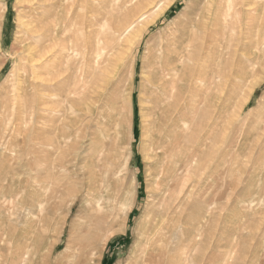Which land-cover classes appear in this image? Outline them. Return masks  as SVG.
Returning a JSON list of instances; mask_svg holds the SVG:
<instances>
[{"label": "rangeland", "instance_id": "obj_1", "mask_svg": "<svg viewBox=\"0 0 264 264\" xmlns=\"http://www.w3.org/2000/svg\"><path fill=\"white\" fill-rule=\"evenodd\" d=\"M159 3L163 4L161 15L142 19ZM193 4L194 0H0V264H146L143 253L147 257L151 251L153 259L159 254L165 257L163 264H264V123L258 122L257 116L264 110V57L260 59L264 51V2L254 0L244 14L249 20L245 26H254L251 45L247 39L237 38L238 34L231 41L220 38L211 56L207 39L202 41L201 37L196 40L200 43L195 41L192 46L196 50L190 47L186 51L184 69L181 67L177 77H183L178 83L185 88L180 95L181 107L178 105L181 115L173 116L176 122H170L174 126L169 127L173 131L157 128V115L147 109L151 105L149 94L154 96L149 87L148 53L159 46L162 31L176 29L177 23L190 16ZM201 13L206 17L211 14ZM135 20L137 27L148 26L150 31L144 33L140 45L130 42L133 73L126 72L118 100L113 103L109 99L117 93L115 81L126 67L124 54L113 57L110 70L106 65L98 70L93 64L87 76L84 49L61 51L59 47L66 42L67 46L80 48L87 37L96 41L100 32L111 38L117 27ZM68 23L71 24L67 26ZM207 23L206 18L203 25ZM213 26L211 29H226ZM193 28L206 30L202 25ZM254 62V76L261 82L248 104L246 82L253 78L249 68ZM194 64L203 66V74L190 85L184 73L189 72L191 77ZM81 67L84 70L79 71ZM67 68H73L75 75L67 76ZM102 73L112 83V91L109 89L105 99L98 100L97 89L105 87L98 78ZM128 78L137 85L133 99L127 91ZM88 79H93L96 90L88 87ZM174 104H170L171 108L176 109ZM87 107H91L90 113ZM250 111L255 112L254 116ZM168 134L172 142L175 136L176 147L166 153ZM118 138L124 139L125 153L132 149L137 153L124 185V173L116 176L111 172L119 152L124 151L123 147L116 151ZM196 141L204 150L199 151L196 178L189 179L183 187L180 199L185 201L176 207L173 221L164 231L167 236L160 239L161 243L150 244L152 232H142L140 227L148 211L162 208L150 193L158 187L156 180L166 163L173 161L172 154L180 148L179 143L185 150H192ZM103 142L108 146L107 157L99 161L92 155ZM75 150L83 156L78 165L94 168L95 174L89 182L91 190H85L73 204L76 192L67 188L73 181L74 164L69 159ZM59 156L63 157L61 165L57 164ZM181 179L175 196L185 181ZM128 209H132L130 215ZM162 244L164 248L159 250ZM135 257L139 262L133 261Z\"/></svg>", "mask_w": 264, "mask_h": 264}, {"label": "bare ground", "instance_id": "obj_2", "mask_svg": "<svg viewBox=\"0 0 264 264\" xmlns=\"http://www.w3.org/2000/svg\"><path fill=\"white\" fill-rule=\"evenodd\" d=\"M3 1V0H2ZM69 1V0H68ZM162 1V0H161ZM259 1H263L264 0H256V3H259ZM174 2V1H173ZM5 3V2H4ZM40 3V2H39ZM171 3V2H170ZM43 4V3H42ZM254 4V0H194V6L192 8H189L191 9L189 12H190V16L188 18H184V20H182L181 22H178L177 23V27L176 29H169L167 30V32H161L163 33L162 35V40L161 42H159V46L157 47L156 45V49H153L150 51V53H148L150 55V60L148 62V65H147V71L149 72V87L151 89V92L154 93V96H150L149 94V100L151 101V105L147 108L149 113H152L154 112L158 117L157 120H158V124H157V128H162L163 130H167L170 131L172 129H169L171 123L170 122H173L172 119L174 118L173 116H175L176 113H180L179 109H178V105H180V95L181 93L184 91L183 87H181L179 85V80H183V77H178V73L180 72L181 70V67L183 66V62L185 61L184 57L186 56L185 53L186 51L190 48V47H194V43L196 40L200 39L201 37H203L205 39H207V42H208V45H207V48H208V54H209V50H211V56L214 54L213 52L215 51V47L217 46L215 43H217L220 38L223 40H234V38H236L235 36L238 34L240 37V40H243V39H247L248 43L251 45V39L252 38V34H253V29H254V26H252L251 24L249 26H245V25H248V21H246V19H248V16H245L244 17V14L247 13V9L249 6L253 5ZM163 4H157L153 7V9L151 10L150 13H147L142 19L148 17L149 15H161L160 13H163L161 9ZM166 5H169V3L167 4L166 2ZM171 5V4H170ZM262 3L260 4V7H261ZM173 6V5H172ZM188 7V6H186ZM166 9V7H164ZM162 8V9H164ZM185 9V7H184ZM252 10V9H251ZM255 10V9H253ZM259 10V9H257ZM161 11V12H160ZM204 11H210L211 14L210 15H207V17L205 15H203L201 12H204ZM182 13V11H181ZM184 13V12H183ZM187 14V13H185ZM184 14V15H185ZM183 15V14H182ZM189 15V14H188ZM152 17H155V16H152ZM66 18V17H65ZM99 18V17H98ZM183 18V17H182ZM208 19V23L206 25H203V22L205 21V19ZM263 18V17H262ZM261 18V19H262ZM69 19V18H68ZM67 18L65 20H68ZM140 20V19H139ZM64 21V20H63ZM93 21V20H92ZM106 21L108 22V19H106ZM150 21V20H149ZM149 21H147L149 23ZM152 21V20H151ZM176 21V20H175ZM174 21V22H175ZM67 23V21H64V23ZM153 22V21H152ZM173 22V23H174ZM177 22V21H176ZM72 23V21H71ZM71 23H68L67 26H69ZM90 23V22H89ZM95 23V22H94ZM106 22H104L103 24H105ZM147 23V25H148ZM260 23V21H259ZM137 24H138V21L135 20V21H132L130 22L129 24H127L124 28L122 27H117V30L114 31V35L113 37L111 38H106L104 36V34L102 32H100L99 34V37L96 41H91L88 39V37L86 38V42L80 47V48H76L75 46H67L66 45V42H63V44L61 43L60 45V50L61 51H64V50H69V49H73L74 51H81V48L84 49L82 50V54H83V63H84V67L86 66L87 64V67L86 68H89L87 69V76L90 74L89 72H92L93 70V64L96 65V68L99 70V68L103 65H106V67H108V70H110L111 68H109V65H113V57L115 55H122V53L124 54L123 56H125V58L123 59V63L126 64V67L123 69L125 70L123 73L121 72L119 78L117 76V80L115 81V87H116V90H117V93H115V96L114 97H111L109 99V101L111 102H116L118 100V92L120 90V88L123 86L125 80H126V77H127V73L130 72L133 73V59H132V52H133V45L130 44V42H136L138 43V45H140L143 41V36H144V33L145 32H148L150 31V27L147 26V28L145 29H141L140 27H137ZM146 24V22L144 23ZM152 24V23H151ZM154 24H157V21L156 23ZM205 24V23H204ZM256 24V23H255ZM199 25L201 26H205L206 27V30H202L200 31L198 28L197 30H194L193 27L195 26H198ZM214 25V26H219L220 29H221V26L225 27L226 29H224V31L221 29H216L215 30L214 28L211 29V26ZM257 25V24H256ZM255 25V26H256ZM72 26V25H71ZM88 26V25H87ZM90 26H93V24L91 23ZM113 26V24H112ZM110 26V28L112 27ZM146 26V25H145ZM213 26V27H214ZM96 27V25H95ZM98 27V25H97ZM143 27V26H142ZM261 27V26H260ZM67 28V27H66ZM65 28V29H66ZM102 28V27H101ZM109 28V30H110ZM113 28V27H112ZM115 29V28H114ZM95 30V28H94ZM102 30V29H101ZM104 30V29H103ZM113 30V29H112ZM257 30V29H256ZM260 30V28L258 29V31ZM66 31V30H65ZM73 31V30H72ZM64 31H59V33H63ZM113 32V31H112ZM55 33V31H54ZM160 33V34H161ZM91 34V33H90ZM55 35V34H54ZM93 35V34H91ZM89 35V36H91ZM53 37V36H52ZM55 37V36H54ZM92 37V36H91ZM90 38V37H89ZM160 38V37H159ZM60 39V38H59ZM64 39V38H63ZM93 39V38H92ZM161 39V38H160ZM264 39V38H263ZM201 41V42H202ZM206 41V40H205ZM264 41V40H263ZM198 43H200L199 41H196ZM224 42V41H223ZM226 42V41H225ZM257 42V41H256ZM255 42V43H256ZM261 42V40H260ZM206 43V42H204ZM203 43V45H204ZM259 43V42H258ZM264 43V42H263ZM145 44V43H144ZM219 44V43H218ZM77 45V44H76ZM198 45V44H197ZM202 45V46H203ZM127 46V47H126ZM201 46V47H202ZM256 46V45H255ZM260 46V44H259ZM258 46V47H259ZM136 47V46H135ZM192 47V48H193ZM197 47V46H195ZM204 47V46H203ZM138 48V47H137ZM136 48V49H137ZM144 48V47H143ZM199 48V47H198ZM224 48H227V46H225ZM125 49H127V51L125 52ZM135 49V48H134ZM195 49V48H193ZM197 49V48H196ZM195 49V50H196ZM70 51V50H69ZM146 51H147V48H146ZM194 51V50H193ZM149 52V51H148ZM80 53V52H79ZM192 53V52H191ZM196 53V52H195ZM193 52V54H195ZM262 53V52H260ZM188 54V53H187ZM198 54V52H197ZM195 54V56L197 55ZM201 54V52H200ZM190 56V55H189ZM195 56L194 59H195ZM200 56V55H199ZM198 56V57H199ZM262 57H264V51H263V54L262 56L260 57V59H262ZM118 58H116L117 60ZM193 59V58H191ZM190 59V60H191ZM199 59V58H198ZM196 59V60H198ZM115 60V59H114ZM188 60V58H187ZM213 60V59H212ZM121 61V60H120ZM119 61V62H120ZM194 61V60H193ZM192 61V62H193ZM258 61L260 62L259 60H255V62ZM197 62V61H196ZM255 62L254 64H252L251 68L250 69V73L251 74V77L253 76V78L249 80V82L247 83L246 82V85L248 86V95H247V101L245 103L248 102V104L250 103L251 99L254 97V93H255V89L256 87L259 85V83L261 82L258 78H255V68H256V65H255ZM256 62V63H258ZM185 64V62H184ZM201 64V63H200ZM200 64L196 65L194 64L195 68L194 69V72H192V75L191 77L188 75L189 72H185L184 74H187L188 76V79H189V84L191 85L192 83L195 84V82L198 80L201 79L202 77V74H203V66H201ZM212 64V63H211ZM260 64V63H259ZM264 64V63H263ZM117 65H119L117 63ZM187 65V64H186ZM192 64L190 63V66ZM214 65V64H213ZM261 65V64H260ZM116 66V64H115ZM122 66V65H121ZM189 67V65H187ZM186 66V67H187ZM212 66V65H211ZM258 66V65H257ZM84 67H81L79 68V71L81 70H84ZM114 67V66H113ZM263 67V66H262ZM115 69V68H114ZM113 69V70H114ZM184 69V67H182V70ZM206 69V68H205ZM106 70V71H108ZM112 70V71H113ZM190 70V69H189ZM192 70V69H191ZM211 70V69H210ZM258 70V68H257ZM261 70V68H260ZM68 71V74L67 76L71 77L75 70L73 68H67ZM95 71V69H94ZM97 71V70H96ZM115 71V70H114ZM209 71V70H208ZM249 71V70H248ZM70 72V73H69ZM127 72V73H126ZM183 72V71H182ZM95 73H98L95 72ZM101 73V72H100ZM104 74L106 72H103ZM102 74H98V78H100L101 81L105 82L103 83V89L104 90H101L98 92H96V94H99V99L98 100H104L105 97L108 95V92H109V89L111 90L112 89V83H109L107 82V77H105L104 75ZM111 72H109L108 74H110ZM191 73V71H190ZM249 73V72H248ZM107 74V75H108ZM112 74V73H111ZM75 75V74H74ZM92 75V74H91ZM94 75V74H93ZM113 75V74H112ZM81 76V75H80ZM97 76V74H96ZM111 76V75H110ZM186 76V77H187ZM74 77V76H73ZM79 77V76H78ZM147 77V76H146ZM184 77V79L186 78ZM190 77V78H189ZM77 78V77H76ZM83 78V77H82ZM88 78V77H87ZM92 78V76H91ZM106 78V79H105ZM112 78V77H111ZM263 78V76H262ZM94 79V77H93ZM93 79H88L89 83L87 84L88 87L90 86V88H95L96 90V86L93 87ZM73 80V79H72ZM75 80V79H74ZM98 80V79H97ZM109 80V79H108ZM111 80V79H110ZM248 80V79H247ZM128 81L130 82V85H128V90L130 93H131V97L133 99L134 97V92H135V88H136V83L135 81L131 78L129 79L128 78ZM186 81V80H185ZM197 81V82H198ZM209 81V80H208ZM95 83L94 84H97V81H94ZM128 82V83H129ZM99 83V82H98ZM90 84V85H89ZM102 84V83H101ZM188 84V85H189ZM143 85V84H142ZM261 85V84H260ZM68 86V85H67ZM71 86V85H70ZM183 86V85H182ZM187 86V85H186ZM239 86V85H238ZM87 87V86H86ZM85 87V88H86ZM88 87L86 89H88ZM236 87V86H234ZM89 88V89H90ZM98 88V86H97ZM88 89V90H89ZM240 89V88H239ZM70 90V89H69ZM87 90V92H88ZM112 91V90H111ZM85 92V91H84ZM86 92V93H87ZM95 92V91H94ZM110 93V92H109ZM245 93V92H244ZM129 94V93H128ZM73 95V94H72ZM84 95V94H83ZM87 95V94H86ZM187 95V94H186ZM80 96V95H79ZM176 96V97H175ZM232 96V95H231ZM237 96V95H236ZM244 96V95H243ZM82 97V96H81ZM85 97V95H84ZM186 97V96H185ZM239 97V96H238ZM130 98V97H129ZM172 98H174V101L176 104L174 105H177L174 109V108H171V100ZM244 98V97H243ZM167 99H169L168 103L166 105H163L162 104L166 101ZM185 99V98H184ZM193 99V98H192ZM263 99V97H262ZM238 100V99H237ZM75 101V100H74ZM184 101V100H183ZM77 102V101H76ZM103 101H101L102 103ZM262 102V101H261ZM236 103V102H235ZM264 103V101H263ZM80 104V102H79ZM237 104V103H236ZM81 106H83L82 104H80ZM126 106V105H125ZM125 106H122V108ZM128 106V105H127ZM183 106H184V102H183ZM78 107V106H77ZM181 107V105H180ZM236 107V106H235ZM82 108V107H81ZM86 108V106H85ZM98 108V107H97ZM186 108V107H185ZM100 109V108H99ZM76 110V109H75ZM114 112H118V109L117 107L114 106ZM181 110V109H180ZM257 110V109H256ZM255 110V111H256ZM91 111V107H87V110L86 112L87 113H90ZM147 111V110H146ZM193 111V109H192ZM252 111V110H251ZM250 111V115H252L253 112ZM78 112V111H77ZM80 112V111H79ZM82 112V111H81ZM123 112V111H122ZM233 113V112H232ZM255 113V112H254ZM254 113H253V116H254ZM76 115V113H74ZM80 114V113H79ZM148 114V113H147ZM185 114V112H184ZM183 114V115H184ZM150 115V114H149ZM192 115V114H190ZM152 116V115H151ZM179 116V115H178ZM193 116V115H192ZM257 116H258V122H263L264 123V110L263 111H260L257 113ZM75 117V116H74ZM150 117V116H149ZM81 118V117H80ZM122 118V117H121ZM125 118V117H124ZM176 118H178L176 116ZM190 118V117H189ZM156 119V118H155ZM180 119V118H179ZM215 119V118H214ZM219 119V118H218ZM224 119V118H223ZM250 119V117L248 118ZM255 119V117H254ZM253 119V120H254ZM125 120V119H124ZM154 120V119H153ZM182 120V119H181ZM232 120V119H231ZM76 121V119H75ZM114 120H112L113 122ZM116 121V120H115ZM146 121V119H145ZM175 121V119H174ZM78 122V121H77ZM153 122V121H152ZM176 122V121H175ZM173 122V123H175ZM189 122V121H188ZM195 122V121H194ZM198 122V121H197ZM248 122V121H247ZM253 122V121H252ZM255 122V121H254ZM75 124V122H72ZM116 123V122H115ZM147 123V122H146ZM150 123V122H149ZM182 123V122H181ZM215 123V122H214ZM250 123V122H249ZM110 124V123H109ZM154 124V123H153ZM186 124V123H185ZM188 125V124H187ZM262 125V124H261ZM171 126H174V125H171ZM180 126V125H179ZM244 126V125H243ZM252 126V124H251ZM125 127V126H124ZM153 127V126H151ZM155 127V126H154ZM192 127V126H191ZM209 127V126H208ZM250 127V126H249ZM258 127V126H257ZM193 128V127H192ZM191 128V129H192ZM210 128V127H209ZM213 128V126H212ZM237 128V127H236ZM243 128V127H242ZM251 128V127H250ZM256 127H254L255 129ZM61 129V128H60ZM186 129V128H185ZM200 129V128H199ZM214 129V128H213ZM212 129V130H213ZM182 130V129H181ZM211 130V131H212ZM245 130V129H244ZM152 131V130H151ZM173 131V130H172ZM175 131V130H174ZM198 131V130H197ZM236 131V130H235ZM260 131V130H258ZM186 132V131H185ZM246 132V131H244ZM257 132V131H256ZM122 133L124 134V132L122 131ZM170 133V132H168ZM178 133V131H177ZM189 133V132H188ZM191 133V132H190ZM194 133V132H193ZM248 133V132H247ZM258 133V132H257ZM256 133V134H257ZM263 133V132H262ZM187 134V133H186ZM201 134V133H200ZM234 134V133H233ZM240 134V133H239ZM116 135V134H115ZM129 135V134H128ZM182 138V134L180 133L179 134ZM184 135V134H183ZM202 135V134H201ZM250 135V133H249ZM261 135V134H259ZM188 136V135H187ZM191 136V135H190ZM204 136V135H203ZM255 136V135H254ZM263 136V134L261 135ZM260 136V137H261ZM125 137V136H124ZM171 135L168 134V138H170V142L165 146V152L168 153L170 151L171 148H175L176 147V141H175V136L173 138V142L171 140ZM196 137V136H195ZM202 137V136H201ZM250 137V136H249ZM259 137V136H258ZM127 138V137H126ZM167 138V139H168ZM256 138H257V135H256ZM255 138V139H256ZM262 138V137H261ZM116 139V138H115ZM203 139V138H201ZM200 139V140H201ZM234 139V138H233ZM239 139V138H238ZM259 139V138H258ZM169 140V139H168ZM194 140V139H193ZM196 140V139H195ZM198 140V139H197ZM253 140V137L252 139ZM148 141V140H147ZM230 141V140H229ZM257 142V140H255ZM153 142V141H152ZM165 142V141H164ZM184 142V140L182 141ZM259 142V141H258ZM124 143V139L123 138H118L115 142V148H116V151H119L121 147H123V144ZM150 143V142H149ZM234 143V142H233ZM102 145L100 147H98V149L94 152V154L92 155L93 158H97L98 157V160L99 161H104L105 158L107 157V143L106 142H103L101 143ZM200 142L199 141H196L194 142V144L192 145L193 149L192 150H185V148H183L182 146V143L180 142L179 143V146L180 148L176 149V151L173 152L172 154V157H173V161L172 162H169V163H166V166H164V170L162 172V174H160L158 180H156V185L158 186L154 191H151L150 193V196L154 197L153 200L155 202H159L161 203L160 205H162V208L160 209H155L153 208L150 212L148 211V215H146V222L140 227V231L142 232H152L151 234L154 236L152 239L150 238V244H156L157 242L158 243H161L160 242V239H163L164 237H166V233L164 231H167V229L169 228V225L171 224L170 221H173L172 220V215L174 213H176L177 211V208L176 207H179L180 204H183L184 203V199H180L181 198V193L183 192V187L186 185L187 181L191 178H196V174H197V171L200 167L199 165V151L200 149V146H199ZM248 144V142H247ZM258 144V143H257ZM256 144V146H257ZM75 145V144H74ZM190 145V144H189ZM249 145V144H248ZM78 146V145H77ZM81 146V145H80ZM95 146V145H94ZM259 146V145H258ZM163 147V146H162ZM161 147V148H162ZM226 147V146H225ZM247 147V146H246ZM261 147V146H260ZM79 148V147H77ZM82 148V146L80 147ZM127 148V147H126ZM146 148V147H145ZM149 148V147H148ZM159 148V147H158ZM160 148V149H161ZM249 148V147H248ZM76 149V148H75ZM124 151L122 152H119L118 156H117V161L115 160V164H114V168L112 167L111 169V172L113 174H116V176H120L122 173H124V177H123V185H124V182L125 180L128 178L127 175H129V168H130V165H131V162L134 160V158L137 157V153L135 152L134 149H132L128 154L125 153L126 150L125 148L123 147ZM154 149V147H153ZM222 149V148H221ZM235 149V148H234ZM255 149V147H254ZM253 149V151H254ZM81 150V149H80ZM84 150V148H83ZM82 150V151H83ZM87 149H85L86 151ZM109 150V149H108ZM203 150V149H202ZM225 150V149H224ZM228 150V149H227ZM233 150V149H232ZM236 150V149H235ZM76 151V150H75ZM111 151V150H110ZM204 151V150H203ZM230 151V150H229ZM74 152V151H73ZM72 152V153H73ZM71 153V154H72ZM90 153V152H89ZM201 153V152H200ZM74 155L72 157H70L69 159V163L72 162L71 164H74L73 166V169L71 170V173H72V179L73 181H71V185L70 187H68L67 189H71L73 191L76 192V197H74L73 199V204L79 199V197H81L84 193L85 190L89 189L91 190V186H90V183L91 180L94 179V174H95V169L94 168H89V167H80L78 165V163H80V158L81 157V152H78L76 151L75 153H73ZM85 154H88V153H85ZM62 155V154H61ZM153 155V154H152ZM218 155V154H217ZM230 155V153H229ZM251 155V154H250ZM64 156V155H63ZM86 156V155H85ZM90 156V155H89ZM112 156V154L110 155ZM87 157V156H86ZM91 157V156H90ZM146 157V155H145ZM61 158V159H60ZM62 156L60 157L59 156V160L57 161V164L58 165H61L62 162ZM83 159V158H82ZM81 159V160H82ZM90 159V158H89ZM110 159V157H109ZM116 159V158H114ZM149 159V158H148ZM166 159V158H165ZM219 159V158H218ZM85 160V159H84ZM88 160V159H87ZM86 160V161H87ZM93 160V159H92ZM213 160V159H212ZM211 160V161H212ZM247 160V159H246ZM113 161V160H112ZM150 161V160H149ZM250 162V161H249ZM64 163V162H63ZM202 163V162H201ZM213 163V162H212ZM100 164V162H99ZM99 164H97L95 167H97V169H99ZM67 165V164H66ZM90 165V164H89ZM107 165V164H106ZM216 165V164H215ZM83 166V164H82ZM112 166V165H111ZM66 167V166H64ZM72 167V166H71ZM148 167V165H147ZM57 168V167H56ZM61 169V167H60ZM100 169H101V166H100ZM106 169V168H105ZM209 169V168H208ZM255 169V168H254ZM253 169V170H254ZM87 170V171H85ZM63 171H64V168H63ZM208 171V170H207ZM52 172V171H51ZM111 173V174H112ZM110 174V175H111ZM59 175V174H58ZM83 177H82V176ZM109 175V176H110ZM47 176V175H46ZM81 176V178H80ZM100 176V174H99ZM186 176V177H185ZM210 176V175H209ZM102 177V176H101ZM105 177V176H104ZM244 177V176H243ZM100 178V177H99ZM109 178V177H108ZM182 178V179H181ZM208 178V177H207ZM102 179V178H101ZM107 179V178H105ZM183 180L185 179V181L182 183V187L180 188V192L177 196H175V192L178 191V190H175L177 189L179 186L178 182H180V180ZM71 180V179H70ZM205 180V179H204ZM66 181V180H65ZM101 181V180H100ZM107 181V180H106ZM238 181V180H237ZM243 182V181H242ZM148 183V182H147ZM58 184V183H57ZM138 184V183H137ZM181 184V183H180ZM60 185V184H59ZM77 185H80L79 186V189H77ZM103 185V184H102ZM127 185V184H126ZM145 185V184H144ZM197 185V184H195ZM194 185V186H195ZM58 186V185H57ZM101 186V185H100ZM189 186H190V183H189ZM220 186V185H219ZM94 187V186H93ZM186 187V186H185ZM196 187V186H195ZM46 188V187H45ZM125 188V186H124ZM192 188V187H191ZM190 188V190H191ZM197 188V187H196ZM222 189V188H221ZM246 189V188H245ZM98 190V189H97ZM125 190V189H124ZM185 190V189H184ZM188 190V191H190ZM88 191V190H87ZM186 191V190H185ZM192 191V190H191ZM119 192V191H118ZM87 193V192H86ZM116 193V192H115ZM128 193H129V188H128ZM177 193V192H176ZM92 194V193H91ZM185 194V193H184ZM229 194V193H228ZM85 195V194H84ZM94 195V194H93ZM92 195V196H93ZM122 195V194H120ZM187 195V194H186ZM185 195V196H186ZM91 196V197H92ZM193 196V194H192ZM228 196V195H227ZM86 197V196H85ZM89 197V196H87ZM121 197V196H120ZM202 197V196H201ZM229 197V196H228ZM182 198H184L182 196ZM221 198V197H220ZM237 198V197H236ZM116 199V198H115ZM133 198H131V201H132ZM196 199V198H195ZM194 199V200H195ZM209 199V198H208ZM229 199V198H228ZM227 199V200H228ZM88 200V199H87ZM151 200V199H150ZM176 200V201H175ZM261 200V199H260ZM153 201V202H154ZM191 202V200H189ZM88 202V201H87ZM136 201H134L135 203ZM240 202V200H239ZM58 203V202H57ZM62 203V202H61ZM86 203V202H84ZM119 203V202H118ZM133 203V204H134ZM189 203V202H188ZM72 204V205H73ZM121 204V203H119ZM131 204V203H130ZM154 204V203H153ZM72 205H71V208L70 210L72 211ZM123 205V204H122ZM191 205V204H190ZM219 205V204H218ZM247 205V204H246ZM126 206V205H125ZM229 206V205H228ZM61 207V206H60ZM80 207V206H79ZM132 207V206H131ZM188 207V206H187ZM186 207V209H187ZM212 207V206H211ZM59 208V207H58ZM105 208V207H104ZM133 208V207H132ZM176 208V209H175ZM191 208V207H190ZM189 208V209H190ZM69 210V211H70ZM261 210V209H260ZM113 211V210H112ZM179 211V210H178ZM229 211V210H228ZM130 212H132V209H128L127 210V214L130 215ZM245 212V211H244ZM51 213V212H49ZM56 213V212H55ZM124 213V212H123ZM126 214V215H127ZM218 214V213H217ZM221 214V213H220ZM123 215V214H122ZM219 215V214H218ZM174 216V215H173ZM260 216V215H259ZM222 217V216H221ZM258 217V216H257ZM180 218V216H179ZM230 218V217H229ZM178 219V218H177ZM218 219V218H217ZM220 219V218H219ZM223 219V218H222ZM242 219V218H241ZM114 220V219H113ZM185 220V219H184ZM250 220V219H249ZM217 223V222H216ZM219 223V222H218ZM238 223V222H237ZM110 224V223H109ZM178 224V222H177ZM182 224V223H181ZM108 225V224H107ZM219 225V224H218ZM176 227V226H174ZM257 227V226H256ZM173 228V227H172ZM177 229V228H176ZM175 229V231H176ZM179 229V228H178ZM177 229V230H178ZM222 229V228H221ZM236 230V229H235ZM179 231V230H178ZM154 233V234H153ZM151 235V237H152ZM166 235V236H165ZM149 237V236H148ZM170 238V236H169ZM168 238V239H169ZM173 239V238H172ZM185 245V244H184ZM95 246V245H93ZM92 246V247H93ZM159 246V250H163L164 248V244L162 245H158ZM90 247V246H89ZM139 247V246H138ZM151 247V246H150ZM153 248V246H152ZM167 248V247H166ZM197 248V247H196ZM92 249V248H91ZM149 251V250H148ZM161 253V252H160ZM166 253V252H164ZM17 257V255H15ZM144 256V257H143ZM143 256H142V259L144 258L146 264H163V260H164V256L163 255H158V257H156L155 259L152 258L153 254H152V251L149 253V255L147 254V257L145 256V252L143 253ZM11 257V256H10ZM14 258V257H13ZM12 259V257L10 258ZM133 259V258H132ZM134 259L136 260H133V261H137V257H135ZM18 260V259H17ZM130 260V259H129ZM132 261V262H133ZM14 262V261H13ZM139 262V261H137ZM143 262V261H142ZM12 263V262H11ZM18 262H15L14 264H16ZM19 264V263H18ZM136 264V263H135ZM138 264H141V263H138Z\"/></svg>", "mask_w": 264, "mask_h": 264}]
</instances>
